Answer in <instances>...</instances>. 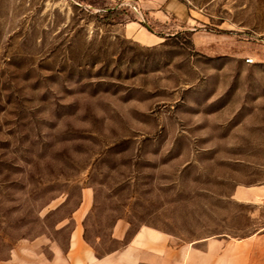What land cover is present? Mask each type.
I'll return each instance as SVG.
<instances>
[{"label": "rangeland", "instance_id": "1", "mask_svg": "<svg viewBox=\"0 0 264 264\" xmlns=\"http://www.w3.org/2000/svg\"><path fill=\"white\" fill-rule=\"evenodd\" d=\"M180 1L0 0V264L264 229V0Z\"/></svg>", "mask_w": 264, "mask_h": 264}, {"label": "crops", "instance_id": "2", "mask_svg": "<svg viewBox=\"0 0 264 264\" xmlns=\"http://www.w3.org/2000/svg\"><path fill=\"white\" fill-rule=\"evenodd\" d=\"M139 3L156 19L166 21L174 18L181 25L189 23V11L180 0H139ZM153 36L156 40L159 39L158 36ZM156 40L143 43L149 45ZM238 195L240 201L246 202H251L253 196L259 197L253 190L247 189L239 190ZM72 218L76 223L82 222L79 212ZM124 227L121 225L117 229L119 239H124L127 235V227ZM70 239L69 253H64L63 262L55 264H108V261L101 262L95 258L94 253L86 247L83 230L75 227ZM16 254L21 257H17L15 263L11 264H25L23 255L18 252ZM110 264H264V229L240 237L221 234L177 242L167 231L144 226L134 233L127 245L112 252Z\"/></svg>", "mask_w": 264, "mask_h": 264}, {"label": "built area", "instance_id": "3", "mask_svg": "<svg viewBox=\"0 0 264 264\" xmlns=\"http://www.w3.org/2000/svg\"><path fill=\"white\" fill-rule=\"evenodd\" d=\"M246 61H247V63H252L254 60H253V58H247Z\"/></svg>", "mask_w": 264, "mask_h": 264}]
</instances>
